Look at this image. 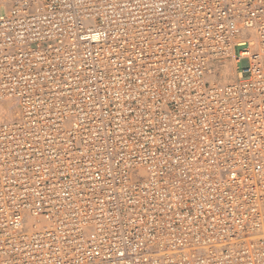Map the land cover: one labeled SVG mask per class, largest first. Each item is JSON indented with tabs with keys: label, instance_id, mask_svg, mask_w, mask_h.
<instances>
[{
	"label": "built area",
	"instance_id": "1",
	"mask_svg": "<svg viewBox=\"0 0 264 264\" xmlns=\"http://www.w3.org/2000/svg\"><path fill=\"white\" fill-rule=\"evenodd\" d=\"M5 104L0 264H264V0H0Z\"/></svg>",
	"mask_w": 264,
	"mask_h": 264
},
{
	"label": "bare ground",
	"instance_id": "2",
	"mask_svg": "<svg viewBox=\"0 0 264 264\" xmlns=\"http://www.w3.org/2000/svg\"><path fill=\"white\" fill-rule=\"evenodd\" d=\"M219 81L220 82H227L230 81L233 77V70H231V66L228 64L224 65L222 67V70L219 71ZM2 109H4L3 112H6L7 114H11V109L9 107V104H5ZM4 115V113H3Z\"/></svg>",
	"mask_w": 264,
	"mask_h": 264
},
{
	"label": "rangeland",
	"instance_id": "3",
	"mask_svg": "<svg viewBox=\"0 0 264 264\" xmlns=\"http://www.w3.org/2000/svg\"><path fill=\"white\" fill-rule=\"evenodd\" d=\"M226 64H228L229 66H231V70H233V77L231 78V80L230 81H233V80H235L236 79V63H235V61H232V60H228L227 62H226ZM218 80H219V78H218ZM227 82H229V81H227ZM11 109V108H10ZM4 111V109H2V107H0V117H2V116H4L3 115V112ZM9 116H12V114H8ZM136 172V171H135ZM135 172L133 173L134 174V176H135Z\"/></svg>",
	"mask_w": 264,
	"mask_h": 264
}]
</instances>
